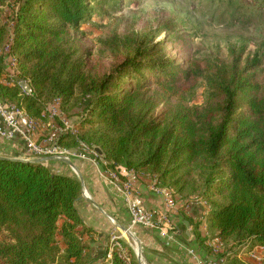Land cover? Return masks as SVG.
I'll return each instance as SVG.
<instances>
[{
    "label": "trees",
    "instance_id": "16d2710c",
    "mask_svg": "<svg viewBox=\"0 0 264 264\" xmlns=\"http://www.w3.org/2000/svg\"><path fill=\"white\" fill-rule=\"evenodd\" d=\"M13 2L17 13L9 46L18 55L21 78L39 95L57 92L64 103L78 89L83 123L102 127L94 145L108 167L149 171L160 186L178 193L186 177L205 176L201 198L209 206L208 228L217 233L213 238L238 245L220 264H247L240 252L264 247V75L253 70L256 65L242 64L241 52L228 61L190 57L183 66L165 54L164 41L131 37L106 42L123 60L110 74L89 78L72 63L66 38L96 9L119 0ZM6 35L0 24V47ZM167 35L171 42L170 29ZM198 81L207 89L200 110L182 103ZM0 99L39 116L32 112L33 99L21 98L16 86L0 83ZM159 105L166 108L155 116ZM69 135L62 133L59 143ZM80 195L75 175L0 159V264H87L81 236L90 230L76 208ZM109 264L123 262L113 253Z\"/></svg>",
    "mask_w": 264,
    "mask_h": 264
},
{
    "label": "rangeland",
    "instance_id": "374dc122",
    "mask_svg": "<svg viewBox=\"0 0 264 264\" xmlns=\"http://www.w3.org/2000/svg\"><path fill=\"white\" fill-rule=\"evenodd\" d=\"M16 13L17 8L13 0H7L0 6V24L7 30L5 42L0 50L11 42ZM164 28L171 30L172 37L169 39L171 42L167 40L169 29L166 31ZM131 37L164 41L165 54L183 66L190 57L195 60L221 58L228 61L231 53L238 56L243 52L242 64L252 66L255 64L253 70L258 72L259 77L264 75L262 0H119L115 6L108 3L96 9L92 18L78 30L71 29L66 38L65 49L70 54L72 63H75L86 77L97 78L110 74L123 60L122 53L110 51L106 42ZM14 55L18 60V55ZM2 67L3 77L0 83L3 84L5 81V84L9 81L5 61H2ZM17 68L24 77L22 69L19 66ZM25 78L31 80L30 76ZM36 93L37 97L32 102V112L38 111L39 116L35 117L27 111L26 106L24 107L37 120L40 129L45 128L46 133L57 132V129H63L67 123L76 128V136L70 134V138L64 141L65 144H71L76 149L80 148L78 142L92 148L96 147L94 143L102 127L97 123L92 125L83 123L86 113L83 112L84 105L80 103L78 89L67 103L62 102L57 92L50 89L44 90L41 95L37 90ZM206 97V85L198 81L185 95L182 103L188 108L200 110L205 104ZM57 98H60L59 106ZM165 108L166 105H159L154 115L161 114ZM76 138L79 141H76ZM70 173L73 174L71 169ZM147 173L153 182L160 186L156 175L149 171ZM204 179L205 176L197 175L186 177L185 189L180 193L177 192V188H164H171L175 195L182 199L196 198L202 195ZM213 250L214 248L211 253L215 256L225 254L228 248L218 243L215 247L216 253ZM244 253L249 252H240L239 255Z\"/></svg>",
    "mask_w": 264,
    "mask_h": 264
},
{
    "label": "crops",
    "instance_id": "0c3cea01",
    "mask_svg": "<svg viewBox=\"0 0 264 264\" xmlns=\"http://www.w3.org/2000/svg\"><path fill=\"white\" fill-rule=\"evenodd\" d=\"M46 131L45 128L39 127L38 135H43ZM63 145L72 150L76 149L71 144L63 143ZM0 155L25 158L21 140L7 142L0 138ZM73 162L85 186L83 195H80L76 202V208L84 225L90 230L89 234L84 233L81 236V241L86 246L83 255L87 264H105V254L113 234L122 235L124 247L130 254L132 263L133 257L135 258L133 240L118 228V226L127 227L129 224L124 196L108 180L98 175L91 162ZM44 165L53 172L73 175L70 173V168L62 162L52 161ZM139 175L137 188L142 204L146 209L165 212L167 222L163 224V228L169 236L166 238L161 236L158 230H148L140 226L131 229L140 243L144 264H204L210 260L220 264L225 260L226 254L236 250L238 245L232 240L221 241L213 238L217 233L208 228L209 206L201 196L182 199L174 195L175 207L166 210L164 197L150 190V185L153 183L150 174L140 172ZM89 200L94 201L106 216L92 206ZM81 230L82 227H78V231ZM202 241L203 244H200ZM218 243L226 245L228 250L225 254L213 256L211 251ZM262 257H264V247H254L249 253L238 256L247 264H257Z\"/></svg>",
    "mask_w": 264,
    "mask_h": 264
},
{
    "label": "built area",
    "instance_id": "2783aa9c",
    "mask_svg": "<svg viewBox=\"0 0 264 264\" xmlns=\"http://www.w3.org/2000/svg\"><path fill=\"white\" fill-rule=\"evenodd\" d=\"M2 57L7 65L6 73L9 78L8 83L5 84L8 87L16 86L21 98L35 99L37 97L36 90L29 80L21 78L17 68V58L11 53L9 44L0 50V58ZM4 82L3 85H5ZM56 102L59 106L60 98H57ZM39 127L37 120L26 111L23 105L0 99V138L2 140L7 142L16 139L21 140L27 159L65 157L72 161L91 162L98 175L108 180L124 196L129 214V224L127 226L129 230L135 226H140L148 230H158L161 236L169 237L163 228V224L167 222L165 212L146 209L142 204L137 188L140 172L127 169L122 165L108 167L103 156L98 155L94 148H90L81 142H78L80 148L75 150L61 145L58 140L62 133L69 132L71 135L76 136V128L70 124L65 123L63 129H57V132H48L43 135H38ZM150 190L164 197L166 210H172L175 207V193L171 188H164L153 182L150 185ZM122 239L121 234L111 235L104 258L105 264L110 263L113 253L121 258L123 264H132L131 256L124 247ZM213 251L216 253L215 249ZM259 261L264 263V258ZM204 264H217V262L210 260Z\"/></svg>",
    "mask_w": 264,
    "mask_h": 264
},
{
    "label": "water",
    "instance_id": "95a60500",
    "mask_svg": "<svg viewBox=\"0 0 264 264\" xmlns=\"http://www.w3.org/2000/svg\"><path fill=\"white\" fill-rule=\"evenodd\" d=\"M94 151L98 155L103 156L101 150L98 147H95ZM0 159H7V160H12V161H19V162L32 163V164H44L46 162H52V161L62 162L64 164H66L73 171V174L76 176V178L78 179V181H79V183L81 185V195H83V190L85 188L84 182H83V178H82L81 174L79 173L75 163L72 160L68 159V158H65V157H39V158L27 159V158L6 157V156H1L0 155ZM89 203L92 206H94L98 211L102 212V210L97 206V204L94 201L89 200ZM104 215L106 216V214H104ZM118 228L123 233H125L128 237H130L133 240V243H134V255H135V258L137 260V263L138 264H144V261L142 259V254H141L140 243L136 239V237L133 235L132 231L129 230L127 227H123V226H118Z\"/></svg>",
    "mask_w": 264,
    "mask_h": 264
}]
</instances>
